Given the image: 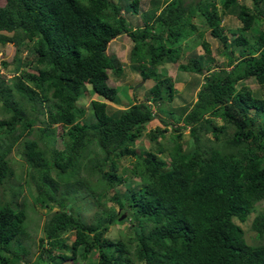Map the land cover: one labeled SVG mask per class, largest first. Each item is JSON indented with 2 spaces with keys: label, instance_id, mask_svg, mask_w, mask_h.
<instances>
[{
  "label": "trees",
  "instance_id": "obj_1",
  "mask_svg": "<svg viewBox=\"0 0 264 264\" xmlns=\"http://www.w3.org/2000/svg\"><path fill=\"white\" fill-rule=\"evenodd\" d=\"M137 6V0H5L0 5V44L16 47L11 62L1 60L0 68L17 73L13 91L0 74L5 114L0 187L15 176L10 157L15 145L25 165L22 183L9 184L8 200L0 201V264H33L22 243L29 238L27 204L16 201L23 185L33 189V203L46 209L34 264H264V207L257 208L264 201V97L243 84L251 78L264 88V0L229 2L224 13L240 25L224 30L212 0H169L130 26L126 13L135 14ZM195 17L220 42L223 63L210 55L203 39L204 53L178 63L182 48L194 45L182 40L194 32L202 35ZM121 34L131 41L128 60L140 81L150 84L143 99L133 97L128 105L117 97L125 95L126 86L106 83L107 70L125 73L116 56L103 50ZM22 42L31 59L18 57ZM164 63L201 77L195 100L181 112V106L175 108L192 144L182 147L178 131L167 147L159 140L163 133L148 131L149 148L138 153L134 146L143 124L158 113L173 118L170 109L159 106L157 114L151 109L170 103L175 93ZM86 93L95 95L89 100L93 121L77 103ZM107 103L120 108L108 114ZM214 117L223 124L216 126ZM158 120L166 129L168 120ZM125 159L129 164H120ZM134 179L137 186L130 188ZM109 190L116 208L100 207L85 221L89 203L84 201ZM251 214L255 243L246 241L241 227ZM118 223L128 233L104 236Z\"/></svg>",
  "mask_w": 264,
  "mask_h": 264
},
{
  "label": "rangeland",
  "instance_id": "obj_2",
  "mask_svg": "<svg viewBox=\"0 0 264 264\" xmlns=\"http://www.w3.org/2000/svg\"><path fill=\"white\" fill-rule=\"evenodd\" d=\"M5 0H0V5L4 3ZM117 1V0H116ZM138 6H137V12L135 14L133 13H126L127 20L129 21L130 26H136L140 25L142 23L141 17L143 13L148 12L150 9L154 10V13L156 14L160 7L163 5H166L169 0H137ZM189 2L190 0H184ZM196 1V0H194ZM214 1V4L221 16L220 24L222 25L223 30L225 28L234 29L235 27L239 26V21L235 18L232 14H226L224 13L225 6L231 2L232 0H212ZM158 2V4H156ZM193 22L200 26L197 28V31H202V35L197 37L196 32L194 34L186 39H183V44H191L193 43V48H182V54H180L178 63L185 64L186 61H188L189 57H193L196 54L204 53L203 49L201 47L200 41L203 39L209 44L210 49V55L216 60V62L223 63L225 61V56L222 54V47L220 46V42H218L216 39L210 36L208 30L201 27L202 21L198 18H194ZM227 36H229L228 33H226ZM29 45V43L27 44ZM131 47V41L125 34H121L112 40H109L103 44V50L105 54H114L116 58L121 62L123 66V72L119 76H114L113 73H111L109 70L106 71V83L109 86H118V85H124L125 88V95L123 92H119L117 94V97L120 99V104L122 105H128L131 104L133 101V97L141 96V98H144V94L146 92L147 87L150 85L148 82H145L142 84L140 81V76L138 73V70L136 67L134 68L131 64V62L128 60V52ZM15 45L11 42H6L3 44H0V61H5L7 63L11 62L12 56L15 52ZM235 54V53H234ZM17 55L21 60L25 59H31L32 55L28 53L27 46H25V43L22 42L17 47ZM176 63H164L162 64V68L165 70V74L168 78H170V81L173 83V87L175 88V93L173 94V97L171 99L170 103H160L156 104L155 106H152V112L157 114L158 107L163 110H172L173 111V118H171L169 115L164 113H158L156 115V118H153L152 120L146 122L143 124V129L141 131V135L139 139H137L134 148L138 153H144L146 150H148L149 145L151 141L148 138V131H153L154 135H158V133L162 136L160 137V142L164 146H170L171 145V139L174 133L181 131V138L179 139L180 144L182 147H186L192 144V140L188 134L187 128H183V119L182 116H179L178 113H176L177 107L181 108L183 106H186L188 103H191L193 100H195V92L197 90V87L199 86L201 82V77L198 74H192L189 72H182L178 71L176 68ZM223 69L228 70L230 67L227 65H222ZM157 69V68H156ZM159 69V67H158ZM157 69V70H158ZM31 71V70H30ZM0 74L4 76L5 78V86L9 87L12 91L14 90L12 87V84L14 82V76L17 73H13V71H9L8 73H4L2 69L0 68ZM123 74H125L124 77ZM134 86L131 88V85ZM243 84L248 86L254 95L264 97V88L261 86H258L257 83L251 79L248 78L245 81H243ZM89 88V85L86 84V89ZM95 95H92L90 93H86L85 96L79 98L77 100L78 105H81L84 107L85 110V117L88 118L90 121H93V117L91 116L90 106H89V100L91 97H94ZM107 112L108 114L115 113V108H120L119 105H113L110 103H107ZM5 114H3L0 111V118L4 117ZM159 119L168 120V123L166 125V129H164V124L162 122H159ZM177 118V119H176ZM176 119V120H175ZM213 122L216 126H220L223 124V121L218 118L214 117ZM181 128L180 130L178 128ZM175 129V130H174ZM165 130V131H164ZM232 129L230 127H227V134H230ZM159 136V135H158ZM205 136L211 137L210 133H206ZM28 137H34L33 134H30ZM57 147L61 148L62 144L61 141L57 142ZM16 146H14L12 152L10 153V157L12 158V166L15 171V176L11 177L7 180L5 186L0 187V201L3 202L5 200H8L10 196V189L8 188V185H14L17 186L19 183H22V179L25 178L24 168L25 165L22 163V159L20 158V155L16 152ZM129 159L120 160V164H129ZM19 175L20 178H19ZM137 186L136 179L131 180L130 188H135ZM124 186L116 187L115 190H123ZM112 194V190H109L105 193L102 197L96 198H87L84 202L85 204L89 203V206L86 207V211L83 212V218L85 221H90L93 216H95L100 207L103 208H109L110 206H114L116 208V203L110 198ZM33 189L27 188L25 185H23L21 193L16 198L17 202H20L22 199L26 202L27 207V219L28 222V233L29 238L24 239L22 243L26 244L29 249V253L25 255V259L28 262L35 261L36 259V240L41 235V223L44 219V215L46 212V209L44 207H41L38 205V203L34 204L33 200ZM78 206L82 205V202L77 204ZM258 209H262L264 207V201H261L259 204H257ZM54 210V207L52 208ZM118 212L121 210H117ZM122 212V211H121ZM252 218V214L250 215L247 220H245L243 223H241V227L244 231V237L248 243H255V241L252 239L253 231L249 228L250 221ZM126 225L124 223H118L115 225H112L109 227V229L104 233V236H107L109 238H113L110 236H113L115 234L123 235L125 232L128 233ZM19 264H25L23 260L20 261ZM65 264H69L68 262Z\"/></svg>",
  "mask_w": 264,
  "mask_h": 264
},
{
  "label": "clouds",
  "instance_id": "obj_3",
  "mask_svg": "<svg viewBox=\"0 0 264 264\" xmlns=\"http://www.w3.org/2000/svg\"><path fill=\"white\" fill-rule=\"evenodd\" d=\"M112 40V39H111ZM178 71H180V70H178ZM182 72H189V73H192V74H195V73H193V72H190V71H182ZM201 83V82H200ZM200 85V84H199ZM248 87V86H247ZM199 88V86L197 87V89ZM249 88V87H248ZM194 101V100H193ZM123 215V214H122Z\"/></svg>",
  "mask_w": 264,
  "mask_h": 264
},
{
  "label": "water",
  "instance_id": "obj_4",
  "mask_svg": "<svg viewBox=\"0 0 264 264\" xmlns=\"http://www.w3.org/2000/svg\"><path fill=\"white\" fill-rule=\"evenodd\" d=\"M123 218V215H121L120 217H119V219H122Z\"/></svg>",
  "mask_w": 264,
  "mask_h": 264
}]
</instances>
